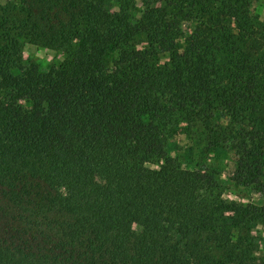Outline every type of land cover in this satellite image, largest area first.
Here are the masks:
<instances>
[{"label": "trees", "instance_id": "16d2710c", "mask_svg": "<svg viewBox=\"0 0 264 264\" xmlns=\"http://www.w3.org/2000/svg\"><path fill=\"white\" fill-rule=\"evenodd\" d=\"M132 5L0 4V264H264V206L207 168L229 147L264 193V1Z\"/></svg>", "mask_w": 264, "mask_h": 264}, {"label": "rangeland", "instance_id": "374dc122", "mask_svg": "<svg viewBox=\"0 0 264 264\" xmlns=\"http://www.w3.org/2000/svg\"><path fill=\"white\" fill-rule=\"evenodd\" d=\"M9 0H0V4H5ZM134 2L131 8L134 18L140 16V10L143 8L145 1L148 0H131ZM264 1V0H262ZM113 4L119 3V0H112ZM183 41V40H182ZM184 42V41H183ZM24 56L26 60H36L43 65H51L58 63L61 59V54L55 50L34 45L28 41L24 44ZM172 135L179 140L180 144L191 142V134L200 132V130H187L183 125L175 126L172 129ZM197 148L200 149L198 146ZM173 155V151H171ZM209 159L207 161L208 170L215 171L217 176V190L221 193L225 200H238L247 203H254L259 206H264V193L252 187H245L232 181V177L237 169L236 154L234 151L222 145H216L208 150ZM163 161L161 158L155 157L147 162L151 168H159ZM191 168H199V165H190ZM2 219V220H1ZM0 219V225L4 223V217ZM253 234L257 237L258 247L257 254L264 260V219L254 227ZM262 260V261H263Z\"/></svg>", "mask_w": 264, "mask_h": 264}]
</instances>
